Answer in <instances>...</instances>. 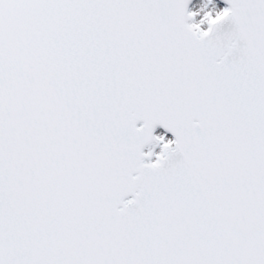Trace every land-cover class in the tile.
I'll return each mask as SVG.
<instances>
[{"label": "snow or ice", "instance_id": "obj_1", "mask_svg": "<svg viewBox=\"0 0 264 264\" xmlns=\"http://www.w3.org/2000/svg\"><path fill=\"white\" fill-rule=\"evenodd\" d=\"M0 264H264V0H0Z\"/></svg>", "mask_w": 264, "mask_h": 264}, {"label": "water", "instance_id": "obj_2", "mask_svg": "<svg viewBox=\"0 0 264 264\" xmlns=\"http://www.w3.org/2000/svg\"><path fill=\"white\" fill-rule=\"evenodd\" d=\"M158 130H161V131L164 132V130H163L161 127L158 126V127L156 128L154 134H155ZM167 135H168L169 137H171V133H167ZM146 148H147V147H146ZM146 148H145V149H146ZM145 149H144V150H145Z\"/></svg>", "mask_w": 264, "mask_h": 264}, {"label": "rangeland", "instance_id": "obj_3", "mask_svg": "<svg viewBox=\"0 0 264 264\" xmlns=\"http://www.w3.org/2000/svg\"><path fill=\"white\" fill-rule=\"evenodd\" d=\"M205 2L207 3L208 0H205ZM160 134H162V133L159 132L157 135H160ZM159 150H160L159 147H157V148L155 149L156 152H159Z\"/></svg>", "mask_w": 264, "mask_h": 264}]
</instances>
